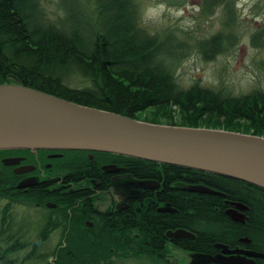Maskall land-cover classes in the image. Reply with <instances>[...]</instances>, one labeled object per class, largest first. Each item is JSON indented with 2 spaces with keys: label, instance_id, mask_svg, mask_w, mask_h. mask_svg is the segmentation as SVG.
<instances>
[{
  "label": "trees",
  "instance_id": "trees-1",
  "mask_svg": "<svg viewBox=\"0 0 264 264\" xmlns=\"http://www.w3.org/2000/svg\"><path fill=\"white\" fill-rule=\"evenodd\" d=\"M56 6L60 13L50 18L40 0H0V83L21 84L150 123L264 136V89L231 95L224 88L196 82L183 88L176 81L175 67L188 45L173 30L150 33L145 29L140 24L138 0H56ZM214 7L220 8V28L190 45L205 60L233 44L235 37V2L201 0V12L208 14ZM251 44H264V24L252 34ZM172 106L178 110L177 121L170 117ZM237 121L244 126H237ZM12 152L39 168L29 173L33 182L20 187L21 175L0 163V199L4 201L0 207V264H119L109 259L110 246L117 256L146 255L151 264H174L164 257L169 252L161 245L168 241L164 230L160 227L154 232L150 223L164 220L165 229L195 231V238L176 242L187 251H200L207 240L221 243L215 241L229 231L236 232L225 216L209 213L214 197L203 193L248 196L242 185L264 190L216 173L115 153L0 149V156ZM110 169L126 175L116 179L118 173ZM144 172L164 181V188L156 193L158 197L165 194L168 207L176 209L166 213L167 218L157 211L120 216L84 211L87 197L94 208L95 195L87 192L96 188L97 180L100 185L110 173L105 183L113 195L122 190L139 193L145 185L134 175ZM177 180L184 187L170 185ZM105 183L99 191L109 189ZM17 205H33L41 211L35 220L28 211H12ZM54 230H59V238L47 249L44 242ZM148 239L161 241L157 242L160 246H150ZM207 261L223 264L209 259L204 264Z\"/></svg>",
  "mask_w": 264,
  "mask_h": 264
},
{
  "label": "water",
  "instance_id": "water-1",
  "mask_svg": "<svg viewBox=\"0 0 264 264\" xmlns=\"http://www.w3.org/2000/svg\"><path fill=\"white\" fill-rule=\"evenodd\" d=\"M0 149L115 153L216 173L264 189V136L150 123L21 84L0 83ZM19 160L10 157L2 162L13 165ZM32 168L17 165L13 171ZM31 181L25 179L17 186H26ZM166 236L179 238L193 234L177 228L168 230ZM207 258L222 262L218 257Z\"/></svg>",
  "mask_w": 264,
  "mask_h": 264
},
{
  "label": "rangeland",
  "instance_id": "rangeland-1",
  "mask_svg": "<svg viewBox=\"0 0 264 264\" xmlns=\"http://www.w3.org/2000/svg\"><path fill=\"white\" fill-rule=\"evenodd\" d=\"M233 1L237 12L233 44L226 46L212 59L205 60L199 51L190 45L220 28L219 7H214L212 12L206 14L200 10L201 0H138L140 24L145 29L150 33L173 30L188 45L186 55L175 67L176 81L183 88L196 82L203 87L224 88L226 93L231 95L264 89V44L260 46L251 44L252 34L264 24V0ZM40 2L50 18H55L60 13L56 0ZM170 117L173 121L178 119V110L174 106L171 107ZM236 124L242 127L245 123L237 121ZM3 202L0 199V207ZM105 205L106 199L96 202L97 207ZM12 211H28L27 215L36 220L41 210L33 205L28 207L17 205ZM58 238L59 230H54L49 234L44 246L47 249L51 248ZM110 247L109 259L116 260L119 264H151L150 258L146 255L133 257L129 253L117 256L112 246ZM168 253V260L174 264L183 263L188 257L179 250L177 252L171 250Z\"/></svg>",
  "mask_w": 264,
  "mask_h": 264
},
{
  "label": "flooded vegetation",
  "instance_id": "flooded-vegetation-1",
  "mask_svg": "<svg viewBox=\"0 0 264 264\" xmlns=\"http://www.w3.org/2000/svg\"><path fill=\"white\" fill-rule=\"evenodd\" d=\"M32 153L35 156L37 154L36 152ZM10 157H18L20 160L13 165L2 162V160H4L5 158ZM24 159V155L12 152L8 155L0 156V163H2V165L4 166H10L13 173L21 175V177L19 178L20 180L24 181L28 178L34 180L33 175L29 173L33 172L36 168L39 167L35 168L34 164L30 163L29 160ZM101 163L103 162L97 161V165H100ZM17 165H30L33 168L24 172H14L13 168ZM100 166L107 167L106 164H102ZM110 170L118 173L116 175V179H119L120 177L126 175L121 174V172L117 171L116 169ZM107 176L102 179L100 185V182L98 180L94 182V186L96 188H90V193L87 192L89 196H92L91 194L95 195L94 202L92 203L94 208L89 204L87 197L84 211H109L114 214L116 213V216H120L124 212L130 213L132 211H157L159 213H164V218H167L166 213H170L169 211H176V209L172 210L168 207L169 203L164 199L165 194H162V197H158V193H156V191L164 188V181H162V179L159 177L157 178L155 174H148L147 172H144L138 175H134L138 178H142L139 179L142 180V182L144 181L143 183L145 186H142V189L139 193L124 191L122 190L123 188H120L122 191H117L116 195H113L111 189L107 187L109 180L107 179ZM116 182L120 184L124 181L117 180ZM104 183V186L109 189L99 191V187L101 188ZM170 185L178 189L180 187H184L185 183H183L181 180H177L172 181ZM241 187L245 192L248 193V196H237L232 192H230V195H227L224 192H216L211 194L203 193L214 197L213 200L211 197L210 200L212 201L209 202L213 206L212 211H209V213H213L219 216H225L226 221H230L229 223L234 225L230 227L236 229L235 233L227 230L229 232L224 238L215 241L221 243H211L212 241L207 240L203 245L204 248H202L200 251H187L180 248L178 244L183 239L195 238L197 234L195 231L185 229L193 234L192 237L169 238L166 236V232L168 231V229H165L166 224L164 220L161 224H158V222L150 223V230L156 232L157 229L161 227L164 230V237L168 240L161 245H165V247L169 249V252H171V250H174L176 252L179 250L182 251V253L187 254V262L185 261L187 264H204V261L208 259L207 257H218L222 260L223 264H264V190L244 185H242ZM236 189L237 188H235V190ZM100 199H106L105 207H96V202ZM90 207L96 210L90 209ZM232 234H234L235 236L232 237ZM176 239L178 241V244L176 242ZM157 242L160 243L161 241L153 242V239H148L147 243L150 246H153L156 245ZM216 244H219V246H217ZM159 246L160 244H157V247ZM165 256L166 258H168L169 253H165L164 257ZM205 263L210 264L208 263V261Z\"/></svg>",
  "mask_w": 264,
  "mask_h": 264
},
{
  "label": "bare ground",
  "instance_id": "bare-ground-1",
  "mask_svg": "<svg viewBox=\"0 0 264 264\" xmlns=\"http://www.w3.org/2000/svg\"><path fill=\"white\" fill-rule=\"evenodd\" d=\"M101 110H104V109H101ZM104 111H107V110H104ZM113 113H114V112H113ZM35 150H36V149H35ZM35 150H32V151H35ZM22 181H23V180H22ZM22 181H21V182H22ZM21 182H20V183H21Z\"/></svg>",
  "mask_w": 264,
  "mask_h": 264
}]
</instances>
